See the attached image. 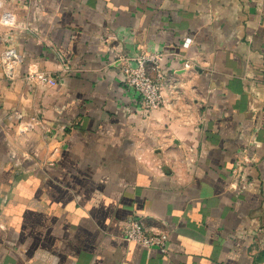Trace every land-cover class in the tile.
<instances>
[{
  "label": "crops",
  "instance_id": "obj_1",
  "mask_svg": "<svg viewBox=\"0 0 264 264\" xmlns=\"http://www.w3.org/2000/svg\"><path fill=\"white\" fill-rule=\"evenodd\" d=\"M10 46L0 264H264V0H0ZM143 53L149 111L121 70ZM135 213L166 253L122 238Z\"/></svg>",
  "mask_w": 264,
  "mask_h": 264
},
{
  "label": "built area",
  "instance_id": "obj_2",
  "mask_svg": "<svg viewBox=\"0 0 264 264\" xmlns=\"http://www.w3.org/2000/svg\"><path fill=\"white\" fill-rule=\"evenodd\" d=\"M190 39H184V45ZM160 54H139L123 59L121 70L123 73V84L133 89L138 95L141 107L149 111L158 107L162 102L161 89L163 85L164 72L160 68ZM133 60L136 64L131 66L128 61ZM22 61L21 55L14 47H6L0 56V64L6 75H10L16 65ZM155 72L150 76L148 71ZM28 78L41 83H55V78L46 72H33ZM122 238L127 242H133L144 248H156L162 253L167 252L168 233L162 230L148 229L142 217L135 213L131 215L122 226Z\"/></svg>",
  "mask_w": 264,
  "mask_h": 264
}]
</instances>
